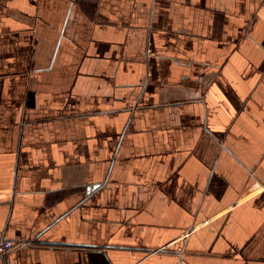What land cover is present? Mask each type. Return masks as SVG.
<instances>
[{
  "label": "crops",
  "instance_id": "obj_1",
  "mask_svg": "<svg viewBox=\"0 0 264 264\" xmlns=\"http://www.w3.org/2000/svg\"><path fill=\"white\" fill-rule=\"evenodd\" d=\"M0 5V264H264V0Z\"/></svg>",
  "mask_w": 264,
  "mask_h": 264
},
{
  "label": "built area",
  "instance_id": "obj_2",
  "mask_svg": "<svg viewBox=\"0 0 264 264\" xmlns=\"http://www.w3.org/2000/svg\"><path fill=\"white\" fill-rule=\"evenodd\" d=\"M13 248H14V244L9 240H5L4 242L0 243V255L4 256L10 253L13 250Z\"/></svg>",
  "mask_w": 264,
  "mask_h": 264
}]
</instances>
